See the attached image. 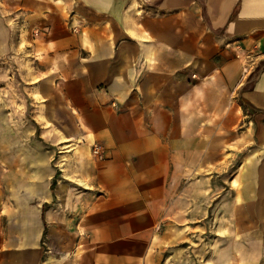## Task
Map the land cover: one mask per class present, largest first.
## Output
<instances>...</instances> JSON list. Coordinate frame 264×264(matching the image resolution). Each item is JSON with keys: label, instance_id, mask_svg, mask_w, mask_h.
I'll return each instance as SVG.
<instances>
[{"label": "crops", "instance_id": "obj_1", "mask_svg": "<svg viewBox=\"0 0 264 264\" xmlns=\"http://www.w3.org/2000/svg\"><path fill=\"white\" fill-rule=\"evenodd\" d=\"M5 3L0 264H264V0Z\"/></svg>", "mask_w": 264, "mask_h": 264}, {"label": "rangeland", "instance_id": "obj_2", "mask_svg": "<svg viewBox=\"0 0 264 264\" xmlns=\"http://www.w3.org/2000/svg\"><path fill=\"white\" fill-rule=\"evenodd\" d=\"M5 2H6V0L4 2L0 3V8H1V10L3 9L0 12V14H2V12H3V14H4L3 17L7 16V14L5 13V10L7 9V4ZM5 19L3 20V22L0 19V29L3 30L4 34H5V25H6ZM5 49H6V36H0V65H1L0 78H1L2 82H5L6 72H7V70L5 69V62L8 59V54L6 53Z\"/></svg>", "mask_w": 264, "mask_h": 264}]
</instances>
